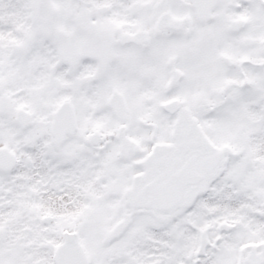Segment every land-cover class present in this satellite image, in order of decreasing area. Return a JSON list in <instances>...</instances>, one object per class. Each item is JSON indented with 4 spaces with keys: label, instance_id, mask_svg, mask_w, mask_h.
<instances>
[{
    "label": "snow or ice",
    "instance_id": "1",
    "mask_svg": "<svg viewBox=\"0 0 264 264\" xmlns=\"http://www.w3.org/2000/svg\"><path fill=\"white\" fill-rule=\"evenodd\" d=\"M0 264H264V0H0Z\"/></svg>",
    "mask_w": 264,
    "mask_h": 264
}]
</instances>
